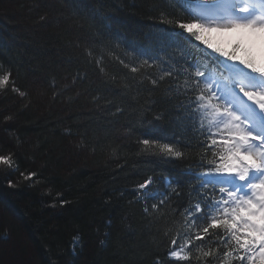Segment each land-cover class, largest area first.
Listing matches in <instances>:
<instances>
[{"label": "trees", "instance_id": "16d2710c", "mask_svg": "<svg viewBox=\"0 0 264 264\" xmlns=\"http://www.w3.org/2000/svg\"><path fill=\"white\" fill-rule=\"evenodd\" d=\"M160 10L175 11L171 0H0V72L11 71L26 93L0 92V155L13 153L19 165L0 166V264L166 259L165 232L178 227L173 212L166 221L145 215L136 185L153 175L162 191L165 178L191 191L185 169L193 160L139 151L167 85L149 91L116 58L135 59L125 45L150 46ZM101 57L104 73L95 63ZM179 115L156 127L184 134ZM32 171L33 180L20 175Z\"/></svg>", "mask_w": 264, "mask_h": 264}, {"label": "snow or ice", "instance_id": "6c2138e0", "mask_svg": "<svg viewBox=\"0 0 264 264\" xmlns=\"http://www.w3.org/2000/svg\"><path fill=\"white\" fill-rule=\"evenodd\" d=\"M171 7L152 17L157 23L147 49L125 45L134 60L116 55L150 83L149 91L167 85L163 106L148 121L152 134L137 139L139 151L193 160L185 169L191 191L169 178L162 191L153 175L136 185L145 215L166 221L172 211L178 225L165 232L166 259L157 256L155 264H264V0H171ZM208 34L222 39L214 43ZM87 57L91 62V50ZM102 59H95L100 73ZM9 90L26 95L12 72L2 71L0 92ZM173 112L180 113L175 118L183 120L184 134L156 127ZM0 166L19 168L13 153L0 155Z\"/></svg>", "mask_w": 264, "mask_h": 264}, {"label": "bare ground", "instance_id": "6f19581e", "mask_svg": "<svg viewBox=\"0 0 264 264\" xmlns=\"http://www.w3.org/2000/svg\"><path fill=\"white\" fill-rule=\"evenodd\" d=\"M209 36H211L215 41L219 42L222 38L215 35V34H208Z\"/></svg>", "mask_w": 264, "mask_h": 264}, {"label": "rangeland", "instance_id": "374dc122", "mask_svg": "<svg viewBox=\"0 0 264 264\" xmlns=\"http://www.w3.org/2000/svg\"><path fill=\"white\" fill-rule=\"evenodd\" d=\"M208 38L212 40V42L217 43V41H215L211 36L208 35Z\"/></svg>", "mask_w": 264, "mask_h": 264}]
</instances>
